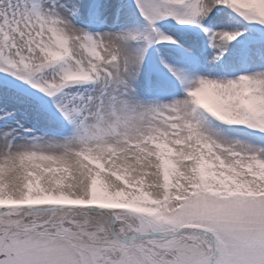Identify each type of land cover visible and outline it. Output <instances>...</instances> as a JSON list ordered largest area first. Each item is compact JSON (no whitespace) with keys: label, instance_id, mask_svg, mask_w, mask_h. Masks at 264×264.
Masks as SVG:
<instances>
[{"label":"snow or ice","instance_id":"obj_1","mask_svg":"<svg viewBox=\"0 0 264 264\" xmlns=\"http://www.w3.org/2000/svg\"><path fill=\"white\" fill-rule=\"evenodd\" d=\"M0 264H264V0H0Z\"/></svg>","mask_w":264,"mask_h":264}]
</instances>
